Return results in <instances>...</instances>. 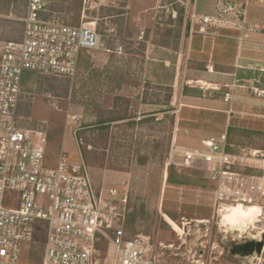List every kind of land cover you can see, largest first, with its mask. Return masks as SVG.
Instances as JSON below:
<instances>
[{
	"label": "built area",
	"instance_id": "1",
	"mask_svg": "<svg viewBox=\"0 0 264 264\" xmlns=\"http://www.w3.org/2000/svg\"><path fill=\"white\" fill-rule=\"evenodd\" d=\"M24 1L19 38L0 40V264H97L103 243L117 264H157L148 236L126 234V193L96 188L84 160L69 162L62 151L55 164H46L47 127L21 125L17 109L25 97V72L72 79L81 53L102 46L94 22L45 20L40 15L45 0ZM221 11L245 14L234 3L223 4ZM202 20L215 19L205 15ZM103 49L123 50L118 41L112 50ZM253 67L264 73L263 64ZM251 81L253 93L264 96L259 74ZM230 98L225 92L224 100ZM231 147L223 133L178 150L182 163L200 166L208 180L206 188L196 189L211 195L212 219L226 204L264 205V146ZM252 232L256 239L241 240H264V218ZM38 235L44 244L41 261H21L22 245L36 242ZM251 256L261 264V255Z\"/></svg>",
	"mask_w": 264,
	"mask_h": 264
},
{
	"label": "rangeland",
	"instance_id": "2",
	"mask_svg": "<svg viewBox=\"0 0 264 264\" xmlns=\"http://www.w3.org/2000/svg\"><path fill=\"white\" fill-rule=\"evenodd\" d=\"M125 5L124 0H82L78 19L71 24L94 22L101 35L102 43L100 49L87 50L94 66L101 67L107 62L112 51H105L103 46L112 50L113 47L109 44L111 38L115 40L113 44L118 41L122 45V53L115 52L117 56L124 59L121 61L123 75L120 79L119 88L114 93L106 94L103 97L101 107L103 109L109 108L114 94L128 97L126 93L128 86H130V90H133L134 93L129 96L131 102L128 111L135 120H138L142 117L140 116L141 107L137 95L138 84L144 77L147 78L150 75L151 68L149 67L154 68L147 56L162 60L165 56H173L174 51L173 49L158 47V44H152L151 38L145 43L143 41L144 34L140 31H134L132 37L124 35L127 23ZM111 7L124 10L122 27L124 36L122 39L114 38L117 28L113 22H110L111 19L100 16L101 12L105 13V9L101 8ZM160 12L158 15H161ZM164 14L160 16L162 21H166ZM9 20L21 21L18 17L10 14L0 15V34L13 27ZM154 26L155 24L152 25L150 37L153 36ZM21 30L15 32L18 38ZM6 39L10 38L6 35L0 36V40ZM145 44L147 49L143 46ZM153 64L159 65L160 63L157 61ZM30 75L23 84L25 97L20 104H23L22 107L25 112L22 118L23 122L26 121L24 122L25 125L34 126L43 123L47 127L46 164H55L60 151H62L69 162L77 163L81 159L84 160L96 188H115L118 194L125 192L127 195L124 219L126 234L129 236L135 234L148 236L152 245L151 257L156 259L157 264H258L254 256H235L223 250L222 243L228 244L232 238H223V230L219 227L216 217L204 222L205 224L201 226L196 221L191 220L198 213L193 214V212L184 210L183 213L177 214L170 211L178 204L180 200L178 197L181 196L179 191L181 190L170 187L176 186V183L166 181L168 166L174 164L180 172L191 171L192 169L202 170L198 165L191 166L182 163L178 154V150L182 147L177 146L175 142H172L173 140L171 141L173 135V114L171 112L168 113V137L162 166L153 158L148 159L145 164L139 163L138 155L144 153V147L142 145L138 152L135 150L134 140L138 129L128 130L127 126L124 125L125 123H119L118 128V123L110 125L105 148H102V136H94L91 144L86 146V150H90L88 158H84L79 147L85 146V139L81 137L82 144H80L75 137L76 131L83 124V108L75 102L77 88L85 75L79 66V62L77 72L72 79ZM146 81L151 82L152 88L156 87L152 81ZM243 93L246 94L247 100L253 106L264 107V96L255 95L252 91ZM260 114L264 115V110H233L227 123L231 129L226 133L228 142L232 144V149L241 146H264V116H260ZM215 138H219V135L215 134ZM130 142L131 144H129ZM187 144L190 147L199 145L198 142L192 140H188ZM128 145L130 146L129 152H127ZM177 185H182L181 187L184 188L186 186L200 188L207 186ZM184 188H182L184 193L181 198L185 202L183 206L191 201L186 197L189 195L185 194ZM190 210L193 211L194 209ZM195 211L200 213L202 209ZM129 223L133 224L134 231L128 229ZM36 239V242L22 245L21 261L35 263L41 261L44 244L43 242L38 243L41 239L39 235ZM98 259L97 264H117L113 250L106 243L99 246Z\"/></svg>",
	"mask_w": 264,
	"mask_h": 264
},
{
	"label": "crops",
	"instance_id": "3",
	"mask_svg": "<svg viewBox=\"0 0 264 264\" xmlns=\"http://www.w3.org/2000/svg\"><path fill=\"white\" fill-rule=\"evenodd\" d=\"M127 15L125 34L133 36L134 31H140L143 41L147 43L151 37L152 25L156 23L161 9L168 6L167 0H124ZM187 22L186 30H182L178 48L174 55L157 60L156 57L147 59L158 64H150V75L138 84V100L140 116L154 113L157 118L165 109L164 105L148 103L149 99L157 95L164 97V87L152 88L144 86L146 80L155 85L171 87L169 106L173 114V135L171 141L177 146L190 147L187 141L192 140L201 146L202 140L208 137L226 134L227 123L233 110H264L255 107L247 100L245 91H252L248 85L252 84L254 75L259 74V82L264 88V73L257 72L253 65L257 62L264 65V0H182ZM234 3L239 9L245 10L244 16L234 12H223L221 6ZM159 9V10H158ZM175 13H172L174 16ZM214 17L215 20L204 22L203 16ZM252 29V30H250ZM136 32V33H137ZM137 35V34H136ZM141 38V37H140ZM146 47V44L143 45ZM153 46V45H152ZM171 50L170 46L158 45ZM33 75L25 72L22 87L26 78ZM128 86L126 96L134 93ZM230 92L229 101L224 100V93ZM253 93V91H252ZM254 94V93H253ZM244 95V96H243ZM256 95V94H255ZM146 101H142V97ZM23 104L18 105L17 114L23 116ZM261 113L262 111H254ZM262 115V114H260ZM26 122V121H24ZM23 120L21 125H25ZM182 185L170 186L177 188L181 195L178 204L171 212L181 214L184 210L193 212L197 216L191 218L203 226L212 219V197L206 191ZM185 194L191 201L187 205L182 198ZM206 188V187H203ZM184 197V198H186ZM194 209L193 211L190 209ZM202 209V212H196Z\"/></svg>",
	"mask_w": 264,
	"mask_h": 264
},
{
	"label": "trees",
	"instance_id": "4",
	"mask_svg": "<svg viewBox=\"0 0 264 264\" xmlns=\"http://www.w3.org/2000/svg\"><path fill=\"white\" fill-rule=\"evenodd\" d=\"M46 5L40 12L41 18L45 20H55L63 23H73L78 19L82 6V0H45ZM182 0H167L168 8L161 10L166 21L161 20V15H157V20L151 37L152 44L162 46H170L173 50L178 48L179 38L182 30H186L187 22L184 17L185 7ZM25 9L24 0H0V15H13L21 17ZM105 9V13L101 12L100 16L110 18V22L116 26V34L114 38H123V15L122 8H101ZM175 13L172 16V13ZM13 27L10 30L0 34L6 35L10 39H17L15 32H19L22 28V22L18 20H9ZM164 25V26H161ZM105 34V33H104ZM172 38V40H170ZM113 38L110 39V46L114 48ZM112 43V44H111ZM123 58L117 56L114 51L109 55L107 62L103 66H94L90 60L87 51L81 53L79 58V66L83 69L84 78L80 82L76 92V104L83 108V124L76 131L75 137L78 143L82 144L81 137L85 139V146L79 147L82 157L88 158L90 150H86V146L91 144L94 136H102V148L108 140V134L111 124L125 123L128 130H137L135 150L138 152L143 145L144 153L138 155L139 163L145 164L148 159L153 158L162 166L164 151L167 142L168 131V113L171 112L169 101L171 98V87L156 84L158 87H164L165 93L163 98L157 95L149 99L148 103L164 105L165 109L157 110L163 113V116L157 118L154 113L145 114L138 120H135L129 113V105L131 99L122 95L114 94L112 96L111 106L102 108V100L106 94L114 93L120 84L123 75L121 61ZM30 74V73H29ZM151 82L146 81L144 86L150 85ZM66 88L64 92L66 93ZM142 101H146L143 96ZM88 117V118H87ZM231 127L227 126L226 133ZM79 144V145H80ZM131 144V142L129 143ZM129 146V145H128ZM129 152L130 146L127 147ZM166 181L176 184H195L206 186L208 180L204 176L203 170L192 169L191 171L180 172L174 164H170L167 168ZM135 209V208H134ZM134 215V211L132 212ZM171 215V214H170ZM173 217V216H172ZM128 229L134 231L132 223L127 225Z\"/></svg>",
	"mask_w": 264,
	"mask_h": 264
},
{
	"label": "clouds",
	"instance_id": "5",
	"mask_svg": "<svg viewBox=\"0 0 264 264\" xmlns=\"http://www.w3.org/2000/svg\"><path fill=\"white\" fill-rule=\"evenodd\" d=\"M264 218V205L231 203L217 209L218 225L223 230V238L241 240L254 238L250 232Z\"/></svg>",
	"mask_w": 264,
	"mask_h": 264
},
{
	"label": "water",
	"instance_id": "6",
	"mask_svg": "<svg viewBox=\"0 0 264 264\" xmlns=\"http://www.w3.org/2000/svg\"><path fill=\"white\" fill-rule=\"evenodd\" d=\"M230 252L232 255L241 257L253 254L261 255V264H264V240L255 241L253 239H246L237 244L233 243Z\"/></svg>",
	"mask_w": 264,
	"mask_h": 264
},
{
	"label": "flooded vegetation",
	"instance_id": "7",
	"mask_svg": "<svg viewBox=\"0 0 264 264\" xmlns=\"http://www.w3.org/2000/svg\"><path fill=\"white\" fill-rule=\"evenodd\" d=\"M243 240H229V242H228V244H226V242H223L222 244H223V250L225 251V252H228V253H231L230 252V249H231V246H232V244L233 243H239V242H242Z\"/></svg>",
	"mask_w": 264,
	"mask_h": 264
}]
</instances>
